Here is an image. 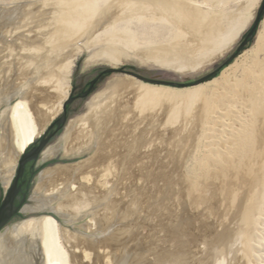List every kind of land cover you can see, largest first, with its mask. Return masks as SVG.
I'll return each instance as SVG.
<instances>
[{
  "label": "bare ground",
  "instance_id": "6f19581e",
  "mask_svg": "<svg viewBox=\"0 0 264 264\" xmlns=\"http://www.w3.org/2000/svg\"><path fill=\"white\" fill-rule=\"evenodd\" d=\"M212 9L214 8L212 7ZM198 10L194 9L192 6L181 0H34V2H31L30 4L29 2H27L26 5H22L20 7L7 6L5 8H1L0 133H2V136L0 138V185L4 188L6 194L10 192L13 183L16 179L19 158H21L22 155L26 153L28 148L35 144L37 139H39L46 132L53 119L57 117L61 112H63V101L68 100L69 89H66L67 92L64 91L66 94L63 97L59 94V82L60 78H62L61 72L63 71V69L70 68V66L73 64L72 59H76L79 54L89 49L90 39L92 40L93 37H95L102 31H108L110 29H113L119 24L129 25L132 20L135 19V17L138 21H142L143 18H146L147 22L160 21L163 24L170 25V27L172 28H177L180 32L185 35L187 32H195L196 34H193H195L198 38L199 35L197 33L200 30L204 29L202 28L203 25H201L204 15L202 16L201 13H199L200 11ZM241 22H243V20ZM84 29H87L84 31L85 34L80 35V32ZM242 29H245V26L238 27V29L232 33L234 35L226 42L225 48H230L232 42L236 38L235 36L239 34ZM199 33L203 34L201 32ZM214 33L215 32H213V34ZM193 34L191 36H193ZM199 38L201 37L199 36ZM189 39H191V37ZM201 39L204 40L203 38ZM262 39V50L264 51L263 33ZM194 42L196 43V39L194 40ZM174 48L175 47H173V49ZM160 49L162 51V48ZM166 49L167 48L165 47L164 50ZM174 50L172 52H174ZM109 52L110 51L108 50V52L101 51L95 54L93 52V54L89 53L88 59L86 61L87 65L92 66L98 64V62L102 61L103 57L105 55L107 56ZM166 52H164L165 54L160 56L159 58L155 57V54H153V52L151 53V55H149V53L148 56H146L147 54H144L145 56L142 55L141 58L146 61H151L152 63L154 62L156 65L158 64L159 67L167 68L175 60L172 54H167ZM118 53H114L116 55H119L117 62H130V57L128 55L126 56L125 54ZM157 53L159 54L158 51ZM226 53L227 52L225 51H219L217 53L215 52L211 54L209 58L201 62L199 65L201 68H209L213 66V64H215L217 61H219L220 58L224 57ZM109 55L112 56L111 53ZM177 57L179 58V54ZM182 59H184V57ZM195 62L197 61L195 60ZM232 68L233 65L225 69L222 73V77L226 78V76H228L227 74H229ZM248 68H250V66H248ZM256 69L254 68V70ZM249 70L250 69L245 71L244 80L247 84L253 87L254 90H252L253 92H250L248 95L241 97L243 99L242 106L244 107H241L238 104L237 98L235 97V93L233 92V90H231L232 94L228 93L229 95L217 94V91L212 95V103H215L214 107L216 104H219L220 106L227 108L231 115L227 119H225L223 115L225 116V113L227 111L224 112L223 115H221V113L219 114L218 111L220 109L222 110V108L219 107H217V109L219 108L217 112H215L216 110L213 111L207 109L203 110L202 115H200L201 134L199 135L200 137H197H199V140L201 141V146L204 148L205 155L202 159H196L198 160V176L202 175L203 177H208L209 172L211 173L212 171L211 168H217V170H220V173L221 171L225 173L229 170L228 173H226L228 175H224L226 176V178L229 176L230 171H233L234 173L233 181L231 180V176L228 177V180L230 178V180L232 181L231 185H234V187L232 188V190L234 191L231 190V186L229 189L230 193L233 192L232 199L230 198L231 200H228L232 201V211L230 209L231 215L229 216L230 219L228 218L229 220H226V217H224L225 220L223 222L221 220L224 211H226L225 214L227 216L228 210L226 209L225 203L224 207L226 210H223V212L221 213L222 217H219L221 222L218 219L220 222L219 224H221V229L218 227V229L221 230L220 233H217L214 237H212V240L211 238L210 241L206 240L209 243L207 244L206 242L208 248L205 249L207 250L205 252L207 258L211 257V264H223L225 260H227V262L229 261V264H264V91H262L261 89L264 88V77L260 79H254L252 78ZM237 84L240 83L238 82ZM237 84L235 83V85ZM235 85L233 87H235ZM206 88L207 87L191 89L186 95H181L176 92H172L171 89L150 86L143 82L133 81L131 78L123 76H118L112 82H110L107 90L104 93L96 96L90 104V114L84 118L75 121L74 124H76V126L74 127H76V131L75 136L72 139V142L78 143L79 146H92L89 151H96L97 157L95 156L96 160L94 161V164L93 162L92 164L94 165V167H99L101 165V175L103 174V177H101L102 179H100L101 181L91 186V184L95 181L96 178L98 179V177H95V179H93V176L83 177L82 180L79 179L81 181L78 180L79 186L82 187L74 188V185L70 186V184L67 182L59 184V182L62 181H60L62 177H68L69 175V171H66L67 168H53L42 172L38 176V182L40 187L42 188V192L31 199L30 205H26L24 207L22 213L25 217V220H22L17 223L13 222L14 224L11 223L0 233V264H114V261L112 260L113 257H111V253L113 252L110 251L120 246H123L124 240L123 237L120 235V232H118L116 235L113 234L114 236H109V232L114 229L113 226H115L116 228V225H114V222L111 217H109V215H105L104 217L106 218L104 220L101 219V221L97 223V219L95 217L96 215L94 214L92 221L89 223L91 226L89 227L88 225L87 228L85 227V230L87 229L86 233L76 231L77 226L81 225L80 222H82L81 217L82 214H84L83 212H88L87 209L90 207V200H88L89 198L87 197L88 199H84V196L82 195V192L84 190L88 191L91 187L93 188L92 190H100L102 192L100 194L103 195L101 196L103 197V206L107 207L109 210L112 209V207H110L112 206V204L108 202L109 196L113 192L110 191L109 188L111 181L108 183V174L110 172L109 169L111 170L110 167H113L114 165L116 166V164L111 165L112 162L110 163L112 154H110V149L107 147V143L104 137V133H106L107 131L104 132V130L107 128V126H105L107 121H109L110 118L113 119L112 117L114 116L117 117V114L120 112L114 108V105H108L110 100L114 102L113 99L115 98L109 96L108 94H110L112 91L114 92V94H116V92L124 90V99L116 101L119 110H121V107H123L120 104L124 101L126 102V105L123 107L124 109L127 110V108H130V104H133V107L141 111V114L142 112H153L156 107L158 108L162 106L163 108H165V104L163 105L164 102H169L171 103L170 106H172V101H175L173 107H171L168 111L172 118L177 116V113H179L177 112V109L181 105L185 106L187 110H189L194 104V101L199 99L198 97L201 98L205 95L207 91ZM169 103L167 106L168 108L170 107ZM157 110L159 111V109ZM223 111H225V109H223ZM139 116L141 115L139 114ZM139 118L141 119V117ZM210 120L214 123L213 125L215 126V131H209V129L207 130V125H205L207 128L203 126ZM194 121L195 120H193V122ZM121 123L123 124L124 122ZM209 127L211 128V126ZM117 129H120V127ZM110 130L111 129H109V131ZM132 130H134V128ZM218 130L220 132H217ZM110 134L112 135V133ZM106 135L109 136L108 132ZM65 139H63L65 141L63 145L58 144L57 147H46L41 155V161L46 162L52 158L57 157L62 152L67 154L74 153V149H70L71 146H66V143L68 144L69 142H67V140ZM136 140L138 142L140 141V139L137 138ZM75 147L77 148V146ZM83 148L84 147H79V150H83ZM124 153L126 154V152ZM173 164L175 165V163ZM80 165H82V163H80ZM77 167H75L77 168V170L75 172L73 171L74 178L78 176V174L84 175L83 169H80V166ZM114 171L112 169L111 173H113ZM118 171L119 170H117V172ZM163 171L161 173L164 176V174H167V172L163 173ZM217 173H219V171H217ZM98 174L99 171H95V175L98 176ZM175 174H177V172ZM161 175L159 173L155 174V176H159V178L164 179ZM171 176L175 175L172 174ZM187 176L188 175H186V177ZM214 176L216 177V175ZM205 177L203 179H205ZM215 177L209 178L215 179ZM169 178L171 180L175 177ZM184 179L186 178H183V181L182 179L180 181H182L183 183L185 181ZM224 179H222L223 182H226L227 179L225 181ZM69 180L72 179L70 178ZM155 180L157 181V179ZM168 180L166 179L165 182H167ZM187 180L190 181L189 183H191V186L193 185V187H191V190L195 191V188L197 189V187H195L197 183L194 184V179L192 180V178L190 180ZM219 180L221 181V179ZM173 181L176 182V180L174 179ZM83 182L86 183L85 186L83 185ZM172 182L168 185L170 192L174 188V184L172 185ZM182 183V186L184 184H187L186 182H184L183 184ZM206 184L208 183L206 182ZM202 186L203 185H201V187ZM71 187L73 188V190H75V194H73L74 192L72 193ZM178 191L179 189L174 190V193H178L180 197L186 193H182L181 195V191ZM226 191L229 199L230 194H228L229 192L227 189L225 190V192ZM196 193L198 194V192L196 191L193 192L191 195L197 196ZM169 194L166 192L163 200H171V195L169 196ZM159 195H161V193ZM225 195L226 194H224V196ZM172 197L173 196H171V198ZM187 199H189L188 195ZM175 201L176 200H174V202ZM186 203L188 202L186 201ZM166 204L167 206L169 205L168 203ZM173 205H177L178 207L179 204L173 203ZM162 206L158 207V209L156 210H160L159 208H162ZM211 207L212 206H210V208ZM208 210L210 209L208 208ZM214 212L216 213V211ZM178 214L181 213L179 212ZM98 215L100 214L98 213ZM84 218H86V216ZM173 218L175 217L173 216ZM155 219L158 218L155 217ZM180 219H182L181 216ZM177 222L178 226L174 227L173 233L178 235V233L183 232V229L180 230V227H182L183 225L179 226V221ZM184 223L185 222H183V224ZM219 224H217V226ZM83 229L84 227L82 228V230ZM209 229L210 232H212V229L210 227ZM88 233H90L91 235H88ZM122 233L124 232L122 231ZM183 234L181 233V236ZM185 234H187V231ZM213 234H211V236ZM190 238H192V236ZM192 240L188 241V243L187 241L185 242L181 237L180 244L177 245L179 246V248L176 246L178 250L177 253H175V257L179 260L181 259L182 263L190 262V260H188L187 257L184 256V249H186L190 245L193 246L195 244ZM126 243L127 241L125 240L124 245ZM203 244L204 243H202V245ZM206 244L204 245L206 246ZM195 246L199 247V244ZM126 248H124V250ZM192 250H190L191 254L188 255H194V252H196V250ZM190 251L188 253H190ZM200 252L202 251L200 250ZM185 255H187V252ZM128 258L126 257V259ZM168 259H170V255H165L160 260L161 263H163L162 261L168 262ZM134 262H136V260Z\"/></svg>",
  "mask_w": 264,
  "mask_h": 264
},
{
  "label": "rangeland",
  "instance_id": "374dc122",
  "mask_svg": "<svg viewBox=\"0 0 264 264\" xmlns=\"http://www.w3.org/2000/svg\"><path fill=\"white\" fill-rule=\"evenodd\" d=\"M181 1L189 4L190 6H192L196 10L200 9V10H198V11H200L199 13H201L202 16L203 15L205 16V17L203 16V19L201 22L202 23L201 25L204 26V27L202 26V28H204V29L201 28L202 30L199 31L203 34H200L199 32L197 33L204 40L199 38V36L197 38V36L195 35L196 34L195 32H192V33L189 32L190 34L187 32L185 35L182 32H180L177 28H172V27H170V25L163 24L160 21L159 22H147L146 18H143L142 21H138L136 19V17H135V19L132 20V22L129 25L119 24L117 27H115L113 29H110L108 31H102L101 33L97 34L95 37H93L92 40L90 39L89 49L82 52L81 54H79L76 59H72L73 64L70 66V68L63 69V71L61 72L62 78H60V82H59V87H60L59 88V94L63 97L66 94L65 92H67L66 89H69V96H70V93H72V89L76 88V91L74 93V97L76 98V100L71 105H69V107H68V122L65 125L64 129L51 140V142L48 144L47 147H50V146L57 147L58 144L63 145L65 142L63 139L67 138L65 140H67V142H69V143L68 144L66 143V146L67 147L71 146L70 149H74V153L67 154V153L62 152L63 154L61 153L57 157L52 158V159L46 161L45 163H40L41 160L39 159L37 162H31L26 166V171H25L26 174L39 171L38 175L33 179L31 184H29V185L25 184V186L22 189V193L27 195V198L30 201L33 197H35L37 194L42 192V188L40 187L39 182H38V176L42 172L49 170V169L60 168V167L61 168H67L66 171L67 170L69 171V175H68V177L67 176L62 177L60 179V181L61 180L62 181L59 182V184L67 182L70 184V186L74 185V188L75 187H77V188L82 187V186H79V181H81L83 177L93 176L94 177V178L92 177L93 179H95V177H98V179L96 178L95 181L91 184V186H93L94 184H97L99 181H101L100 179H102L101 177H103V174L101 175V172H102L101 167H100L101 165L99 167H94V165H93L94 161L96 160V157H97L96 151L95 150L89 151V149L92 146L91 147L86 146V145L79 146L78 143L72 142V139L75 136V131H76V127H74V126H76V124H74V123L78 119L84 118L90 114L89 107H90V104L92 103V101L94 100V98L96 96L104 93L107 90L110 82H112L118 76L128 77V78H131L133 81H139L136 78H133V77L128 76V75H123V74H107V75H104V72L108 69L126 67L128 70H133L137 73L142 74L144 77L149 78V79L161 80V81H166V82L192 84V83H195V82L202 80L204 78H207V77L210 78L218 70H220L222 67H225L223 69V71L218 76H216L210 80L208 79L205 83L200 84V85L180 88V87H172V86H164V85L145 83V84H148L150 86H156V87L171 89L172 92H176V93L181 94V95L182 94L186 95L188 93V91L191 89L200 88V87H207L206 88L207 91H206L205 95L201 98L198 97L199 99L194 101V104L191 106V108L189 110H187V108L183 105L179 106V108L177 109V112H179L181 114V117H180V114L177 113L176 117L171 118V116L168 112L169 109L171 107H173V104L175 103V101H172V106H170L171 103L164 102L163 105L165 104L164 105L165 108H163L161 106L162 105L161 104L160 105L161 107H158V108L156 107L155 110H153V112L152 111L151 112H145V113L142 112V114H143L142 115L141 111H139L133 107V104H130V108H127V110L124 109L123 107L126 105V102H124V101H123V103L120 104L123 107H121V110H119V107L117 106L118 104L116 101H120L121 99L122 100L124 99V94H125L124 90L118 91V92H116V94H114L113 91L110 94H108L111 97H115L113 99L114 102H112V100L109 99L110 102L108 103V105H114V108L120 112L117 114L118 115L117 117L114 116V117H112L113 119L110 118V120L107 121V123L105 124V126H107V128L104 130V132L107 131L108 135H109V136L106 135L107 132L104 133V137H105V140L107 143V147L111 151L109 149L108 150H109L110 154H112L111 159H110V163L115 162L113 164L111 163V165L116 164V166L114 165L113 167L110 165L111 170L109 169L110 172L108 174V178H109L108 183L111 181L109 188H110V191H113L112 194L109 196L108 202L110 204H112V206H110V207H112V209L109 210L107 207L103 206V197H101L103 195L100 194L102 192L100 190H92L93 188L91 186H89L91 188H89L88 191L91 193L84 190L82 192V195L84 196V199L89 198L88 200H90L89 201L90 207L87 209L88 212H86V211L83 212L85 215L82 214V217H81L82 222H80L81 225L77 226L76 231L86 233L87 229L85 230V227L87 228L88 225H89V227L91 226L89 223L92 221L94 214L96 215L95 217L97 219V223H99L101 221V219L104 220L106 218V217H104L105 215H107V216L109 215V217H111V219L114 222V225H116V228H117V230H116L115 226H113V228H114V229H112L113 232L111 230L110 231L111 234L109 232V236L110 235L114 236L113 234L116 235L118 232H120V235L123 237V240L127 241V243L125 245H124V241H123V246H120L121 248L118 247V248H115L112 251H110V252H113V253H111L112 254L111 257H113L112 260L114 261V264L115 263L116 264H149V263L150 264H176V263L181 264L182 263L181 259L179 260L175 257V253H177V250L179 248V246H177V245L180 244V238L181 237L183 238V240L185 242L186 241L188 242V241H191L192 239H194L192 241L195 243L193 246L190 245L191 247L190 246L187 247L189 249H187V248L184 249V256H186L187 259L190 260V262H185L182 264H209L211 262V259H210L211 257H208L209 258L208 259L206 256V252H205V251H207L205 249L208 248L207 244L209 243L207 241L208 240L210 241V238L212 240V237H214L217 233L218 234L220 233V231H221L220 225L221 224H219V223L221 222V220H222V222L225 220L224 217H226V220L230 219L229 216L231 215V211H232V206H231L232 201H228V200L232 199V194H233L232 191H234V190H232L234 185L233 186L231 185L232 181L234 179L233 178L234 177L233 171L232 172L230 171L229 176H228V177H230V176L232 177L231 178L232 181L230 180V178H229V180H228V177L226 178V176L228 175L226 173H228L229 170L226 171L225 173H223V171H221V173H220V170H217V168H214V169L211 168V170H212V171L210 170L211 173L209 172L208 177L204 176L205 179H203L204 177L202 175L198 176V170H197L198 169L197 168L198 167L197 166L198 160H196V159H199V158L202 159L205 155L204 148L201 146V141L199 140V137H200L199 135L201 134V117H200V115H202L203 110L209 109V110H213V111L216 110L215 112H217L219 110V108H222V110L220 109L219 110L220 112L218 111V113L219 114L221 113V115H223L224 112L227 111L226 113L228 115L226 113H225V116L223 115V117L225 119H227L231 115L229 110L227 108L220 106L219 104H216L214 107L215 103H212L213 93H216L218 91L217 94L229 95V94H232L231 90H233V92L235 93V97L237 98L238 104L241 107H244V106H242L243 105V102H242L243 99L241 97L248 95L250 92H253L252 90H254V88L251 87L249 84H247L246 81L244 80L245 79V76H244L245 71L250 69L249 72H250L252 78H254V79H260V78L264 77V55H263L264 51L262 50L263 49L262 33L264 34V30H263L264 29V9H263L264 0H239V1L237 0V2H236V0H233V1L232 0H229V1L228 0H181ZM27 2H29V4H30L31 2H34V0H32V1L31 0H0V9L5 8L7 6L8 7H12V6L13 7L19 6L20 7L22 5H26ZM205 3H206V5H205ZM221 3H222V5H221ZM196 5H198V6H196ZM212 7L214 9H212ZM261 14H263V20L261 21V23L259 25V28H258V31H257L255 37H253L251 40H249L247 46L239 52L238 49L244 43L248 34L252 32V30L255 27V25L258 21V18ZM218 18H220V19H218ZM242 20H243V22H241ZM219 26H221V27H219ZM243 26H245V29H242L239 32V34H237L235 36L236 38L232 42L230 48L229 49L225 48L226 42L231 37H233V35H234L232 33L235 30H237L238 27H243ZM222 29H223V31H222ZM85 30H87V29L82 30L80 32V35H84ZM213 32H215V33L213 34ZM258 32H260V33H258ZM193 33H195V34H193ZM187 34H188V36H187ZM192 34H193V36H191ZM189 36L191 37V39H189L190 38ZM194 36H196V37H194ZM194 38L196 39V43L194 42V40H195ZM209 40H211V41H209ZM180 41L181 42L184 41V42L181 43ZM186 41L188 44L186 43ZM177 44H178V46H177ZM199 45L201 46V48ZM192 46L194 49L192 48ZM195 46H197V47H195ZM165 47L167 48L166 50H164ZM173 47H175L174 48L175 50L173 49ZM160 48H162V51ZM186 48H187V50H186ZM189 48H191V49H189ZM176 49H178V50H176ZM200 49H202V50H200ZM108 50L110 51L109 54L111 53L113 57L111 55L107 54L108 57L105 55L103 57L102 61L98 62V64L92 65V66L87 65L86 61L88 59L89 53L93 52L95 54V53L101 52V51H107L108 52ZM149 50L152 51L153 54H155L154 56L157 58L164 55L165 54L164 52L167 51L166 52L167 54L170 53L173 55L175 61L169 65L170 67L169 66L167 68L166 67H163V68L159 67L158 64L156 65L154 62H153L154 63L153 64L151 61H146V60L141 58L142 55L145 56L147 54L146 56H148L149 53H150L149 55H151L152 52H150ZM173 50H174V52H172ZM181 50H183V51H181ZM154 51H155V53H154ZM157 51L159 52V54L157 53ZM187 51L189 54L187 53ZM219 51H221V52L225 51L227 53L224 55V57L220 58L219 61H217L215 64H213V66H211L209 68H201L200 67L199 64L201 62H203L204 60L209 58L211 54H213L215 52L217 53ZM118 52H120V53H118ZM144 52H146V53H144ZM175 52H177V53H175ZM193 52L195 53V55ZM114 53H118V54L122 53V54H125L126 56L128 55L130 57V58L128 57L130 62L129 63L117 62L119 55H116ZM178 54H179V58L184 57V59H182V58L179 59L177 57ZM139 55H140V57H139ZM233 56H234L233 60L229 64H227L228 60H230V58H232ZM195 60L197 62H195ZM255 60H256V62H255ZM126 61H127V59H126ZM253 62H254V65H253ZM232 65H233V68L230 70L229 74H227L228 76H226V78H223L222 73L224 72V70L231 67ZM248 66H250V68H248ZM256 67H257V69H256ZM254 68L256 70H254ZM258 71L260 72V74ZM249 72H247V73H249ZM101 77H104V78L101 80L100 84L96 88H94L90 97L89 98H81L82 95H85L86 93H88L90 91V89L92 87V83L96 79L101 78ZM140 82H142V81H140ZM222 82H223V84H222ZM238 82L240 84H237ZM235 83L237 85H235ZM230 85H231V87H230ZM234 85H235V87H233ZM247 86H250V87H247ZM261 89H262V91H264V88H261ZM60 91H62V92H60ZM238 92H239V94H238ZM66 101L67 100L63 101L64 104L66 103ZM168 103L170 106L169 108L167 107ZM217 107H219V108L217 109ZM184 108H186V109H184ZM157 109H159V111ZM223 109H225V111H223ZM156 111H158V112H156ZM222 111H223V113H222ZM129 112H130V114H129ZM159 112H160V114H159ZM183 112L185 113V115ZM139 114L141 116H139ZM194 114L196 117L194 116ZM62 116H63V112H61L57 117H55L53 119V121L51 122V124L49 125L48 128H50V126H52L53 124L58 122V120ZM139 117H141V119ZM191 117H193V118H191ZM169 119H170V121H169ZM193 120H195V121L193 122ZM136 121H138V122H136ZM147 121H149V122H147ZM121 122H124V123L122 124ZM166 123H168V124H166ZM178 123H180V124H178ZM213 124H214L213 121L210 120L206 124H204L203 126L205 128L208 127L207 130L209 129V131H211V130L215 131V126ZM118 125H120V126H118ZM205 125H207V127ZM209 126H211V128ZM119 127H120V129H117ZM133 128H134V130H132ZM109 129H111V130L109 131ZM55 130H56V127L54 126L51 133H53ZM130 130H132V131H130ZM217 132H220V131L218 130ZM110 133H112V135ZM1 136H2V133H0V138H1ZM197 136H199V137H197ZM40 138L37 139L36 142H39ZM136 138L140 139V141L138 142L136 140ZM196 141H198V142H196ZM199 143H200V145H199ZM186 145H187V147H186ZM75 146H77V148ZM79 147H84L85 149L83 148V150H79ZM30 149H31V147H30ZM193 150H194V152H193ZM184 151H185V153H184ZM124 152H126V154ZM164 152H165V154H164ZM22 157H23V155H22ZM135 157H136V159H135ZM21 158H19V162H20ZM112 158H114V159H112ZM115 159H116V161H115ZM248 160H250V159H248ZM121 161H123V162H121ZM19 162H18V164H19ZM92 162H93V164H92ZM117 162H119V163H117ZM80 163H82V165H80ZM173 163H175V165ZM77 166H80L79 168L83 169L84 175L78 174V176L75 175L76 177L74 178L73 175H74V172L78 168ZM168 166L169 167L171 166V167L169 168ZM172 166H173V168H172ZM194 166H196V167H194ZM75 167H77V168H75ZM112 169H113V171L115 170L113 173H111ZM71 170H72V172H71ZM117 170H119V171L117 172ZM216 170L219 171V173H217ZM92 171H94V172H92ZM95 171H99L98 176L95 175ZM121 171H123V172H121ZM162 171H163V173L167 172V174L165 173L163 176V174L161 173ZM176 172H177V174H175ZM156 173L157 174L159 173L160 175L162 174L161 176H163L164 179L159 178V176L158 177L155 176ZM172 174L175 176H171ZM213 174L216 175V177ZM186 175H188L190 178L188 176L186 177ZM224 175H226V176H224ZM16 176H17V174H16ZM169 177H172V178L175 177L173 179L176 180V182H178V183L174 182L173 179L170 180ZM209 177L210 178L215 177V179H210ZM70 178L72 180H69ZM165 178L167 180L168 179L169 180L167 182H165L166 181ZM183 178H186V179H184L185 180L184 182H186L187 184H184L182 186L181 183L183 181ZM191 178H192V180L194 179L193 180L194 184L197 183L195 186V187H197V189L195 188V191L191 190V187H193V185L191 186V183H189L190 181L187 180V179L190 180ZM79 179H81V180H79ZM115 179H116V181H115ZM155 179H157V181ZM181 179H182V181H180ZM219 179H221V181ZM222 179H224V181L227 179L226 180L227 183L223 182ZM230 181H231V183H230ZM157 182H160L162 184L157 183ZM171 182H172V185L174 184V188L171 191L172 193L170 192V189L168 186L169 184H171ZM206 182L208 184H206ZM188 184L190 187L188 186ZM204 184H206V185H204ZM224 184L226 185V187ZM83 185L85 186L86 183L83 182ZM179 185L182 187H180ZM201 185H203V186L201 187ZM219 185H221L223 187H221ZM185 186H186V188H185ZM230 186H231V190H232L231 192L232 193H230V191H229ZM167 187H168V189H167ZM217 188H218V190H217ZM222 188H224V189H222ZM178 189H179V191H181L180 192L181 195H182V193H185V192L186 193L180 197V195L178 193H176L177 192L176 191L175 192L176 195L178 194L176 196L174 193V190H178ZM198 189L200 190V193H199ZM226 189L229 192L228 194H230L229 199H228L227 191L225 192ZM196 191L198 192V194L196 193L197 196L191 195L193 192H196ZM223 191H224V193H223ZM87 192H88L89 196L87 195ZM136 192H137V194H136ZM166 192L168 194L170 193L169 196L170 195L173 196L172 198L170 196V199L173 201L163 200ZM5 193H6V191L0 185V197L4 198ZM72 193L73 194L76 193L75 190H73V188H72ZM160 193H161V195H159ZM123 194H124V196H123ZM189 194H190V197H189ZM224 194H226L225 195L226 197L224 196ZM187 195H188L189 199H187ZM21 196L22 195L19 196V199H18L19 201L22 199ZM222 198H223V201H222ZM116 199H118V200H116ZM145 200H146V202H145ZM174 200H176L177 202L176 201L174 202ZM180 201L183 203H181ZM186 201L188 203H186ZM126 202H128V203H126ZM170 202H172V203H170ZM164 203L165 204L168 203L169 205L167 206V204L165 205ZM173 203L179 204L178 207H177V205H173ZM225 203H226V209L228 210L227 211L228 217L225 214L226 211L223 212V210H226L224 207ZM200 204H201V207H200ZM227 204L230 206H228ZM27 205H30V203ZM160 206H162V208H159L160 210H156ZM210 206H212L213 208L212 207L210 208ZM166 207H168V208H166ZM222 207H224V208H222ZM208 208L210 210H208ZM221 208H222V210H221ZM230 209H231V211H230ZM174 210H176V211H174ZM179 210H181L182 212ZM214 211H216V213ZM140 212L143 214H141ZM179 212L181 214H178ZM222 212H223V217L221 214ZM98 213L100 215H98ZM168 213H169V215H168ZM144 214H146L147 216ZM123 215H124V217H123ZM85 216H86V218H84ZM173 216L176 219L173 218ZM180 216L183 220L180 219ZM155 217L158 219H155ZM164 217H166V218H164ZM219 217L221 218V220ZM172 219H175V220H172ZM218 219L220 220V222ZM22 220H25V217H18V219L16 221H14V223L20 222ZM177 221H179V226L185 225L184 227L186 228L185 229L183 226H182L183 228L180 227V230L183 229V232L178 233V235L173 233L174 227L178 226ZM183 222H185V223L183 224ZM14 223H12V224H14ZM180 223H182V224H180ZM217 224H219V225L217 226ZM83 227H84V229L82 230ZM133 227H135V228H133ZM209 227L212 229V232H210ZM218 227L220 229H218ZM67 229H69V228H67ZM119 230H121V231H119ZM122 231L124 233H122ZM186 231H187V234H185ZM181 233L182 234L184 233L185 235L183 234L181 236ZM211 234H213V235L211 236ZM88 235H91V234L88 233ZM187 235H188V237H187ZM126 236H127V238H126ZM191 236H192V238H190ZM195 238L198 240H196ZM128 239H129V241H128ZM206 242H207V244H206ZM136 243H137V245H136ZM202 243L206 244V246L204 244L202 245ZM198 244H199V247L195 246ZM195 247H197L199 249V251ZM124 248H126V249L124 250ZM192 249L194 251L196 250V252H194V255H188V254H191L190 250H192ZM200 250L202 252H200ZM189 251H190V253H188ZM186 252H187V255H185ZM127 253H128V255H127ZM192 254H193V252H192ZM116 255H117V257H116ZM165 255H170V259H168V262L162 261L163 263H161L160 259H162ZM192 256H194V257H192ZM126 257L127 258L129 257V258L126 259ZM135 260H136V262H134ZM225 261H226V263H225ZM225 261L223 264H229L230 263L229 261L227 262V260H225Z\"/></svg>",
  "mask_w": 264,
  "mask_h": 264
},
{
  "label": "water",
  "instance_id": "95a60500",
  "mask_svg": "<svg viewBox=\"0 0 264 264\" xmlns=\"http://www.w3.org/2000/svg\"><path fill=\"white\" fill-rule=\"evenodd\" d=\"M263 9H264V6H263ZM262 17H263V14L259 16L258 21L255 27L253 28L252 32L248 34L244 43L238 49L239 52L247 46L249 40L255 37L258 31L259 25L261 23ZM233 58L234 56L230 58V60H228L227 64H229L233 60ZM107 74H123V75H128L133 78H136L139 81H142L144 83L180 87V88L200 85V84L205 83L209 79V77H207V78H204L192 84L166 82V81L153 80V79L146 78L140 73H137L133 70H128L126 67L108 69L104 72V75H107ZM99 79L100 78L96 79L92 83V87L90 91L86 93L85 95H82L81 98L90 97ZM75 91H76V88H73L72 93H70L68 100L64 104L63 116L58 120V122L50 126V128H48L46 132L44 133V135L40 138L39 142H36L35 144H33L31 146V149L28 148L26 153L21 158L19 165H18V172H17L16 179L13 183V186L10 192L8 194L5 193V197L3 198L2 207L0 208V233L7 226H9L11 223L16 221L18 217H24L22 211L24 207L30 203V200L27 198V195L22 193V189L25 186V184L20 185V181L23 178L25 171H26V166L31 162H37L41 158V155L44 149L48 146L51 140L64 129L65 125L68 122V107L76 100V98L74 97ZM54 126L56 127V130L53 133H51ZM40 163H45V161H41ZM20 195H22L21 196L22 199L19 201L18 199Z\"/></svg>",
  "mask_w": 264,
  "mask_h": 264
},
{
  "label": "trees",
  "instance_id": "16d2710c",
  "mask_svg": "<svg viewBox=\"0 0 264 264\" xmlns=\"http://www.w3.org/2000/svg\"><path fill=\"white\" fill-rule=\"evenodd\" d=\"M263 20V17L261 19V21ZM225 67H222L220 70H218L213 76H211L209 78L210 79H213L214 77L218 76L224 69ZM39 171L37 172H32V173H27L25 175V179H27V184H31V182L33 181V179L38 175ZM29 187V186H28ZM2 203H3V198L0 197V208L2 207Z\"/></svg>",
  "mask_w": 264,
  "mask_h": 264
},
{
  "label": "flooded vegetation",
  "instance_id": "af4514ba",
  "mask_svg": "<svg viewBox=\"0 0 264 264\" xmlns=\"http://www.w3.org/2000/svg\"><path fill=\"white\" fill-rule=\"evenodd\" d=\"M103 78H104V77H101V78L98 80V82H97L96 85H95V88L100 84V82H101V80H102ZM25 175H26V172H25L23 178H22L21 181H20V185H22V184H27V179H25Z\"/></svg>",
  "mask_w": 264,
  "mask_h": 264
}]
</instances>
